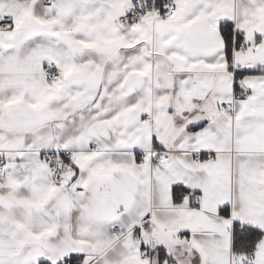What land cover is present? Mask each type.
<instances>
[{
    "label": "snow or ice",
    "instance_id": "1",
    "mask_svg": "<svg viewBox=\"0 0 264 264\" xmlns=\"http://www.w3.org/2000/svg\"><path fill=\"white\" fill-rule=\"evenodd\" d=\"M0 264H264V0H0Z\"/></svg>",
    "mask_w": 264,
    "mask_h": 264
}]
</instances>
